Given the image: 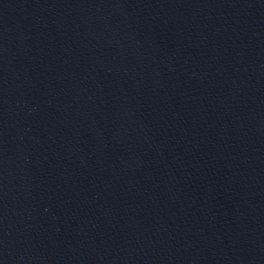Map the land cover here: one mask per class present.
<instances>
[{
    "label": "water",
    "instance_id": "95a60500",
    "mask_svg": "<svg viewBox=\"0 0 264 264\" xmlns=\"http://www.w3.org/2000/svg\"><path fill=\"white\" fill-rule=\"evenodd\" d=\"M0 264H264V0H0Z\"/></svg>",
    "mask_w": 264,
    "mask_h": 264
}]
</instances>
